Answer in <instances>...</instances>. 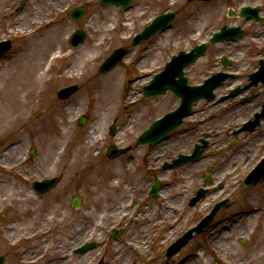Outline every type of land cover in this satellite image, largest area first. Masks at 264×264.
<instances>
[{
  "label": "rangeland",
  "instance_id": "obj_1",
  "mask_svg": "<svg viewBox=\"0 0 264 264\" xmlns=\"http://www.w3.org/2000/svg\"><path fill=\"white\" fill-rule=\"evenodd\" d=\"M21 1L0 0V40L13 41L12 48L0 56V92L7 87L11 93L18 80L30 79L28 89L13 103L9 100L0 115V253L6 255L5 264H96L100 259L120 264L128 253L127 264H214L216 260L264 264V176L249 186L242 183L264 154V120L255 131L235 135L264 101V83L245 91L243 95L249 96L243 102L241 96L219 100L232 84L247 82L264 58V0H133L129 7L103 6L98 0H26L19 8ZM83 4L89 6L85 15L70 19L69 9ZM243 5L259 6L263 20L229 13L230 8L239 10ZM168 10L177 13L170 28L133 46L110 72L97 73L114 48L130 45L153 17ZM211 13L216 17L204 25ZM223 25H240L245 34L210 43L206 54L186 70L193 84L214 71H232L234 77L217 88L216 98L199 100L193 115L156 144L153 152L138 145L123 157L108 159L110 142L135 143L152 119L179 103L172 92L142 98L143 85L173 54L209 42ZM50 28L55 29V37L47 44L39 71L30 78L29 36ZM78 28L87 29L88 36L75 48L69 37ZM222 57L230 59L227 67ZM72 83H79L81 89L70 100L59 99L57 91ZM84 113L89 117L80 126L78 119ZM116 116L118 129L113 136L110 125ZM200 137L209 144L199 160L163 168L164 161L191 151ZM32 148L35 156L30 155ZM10 149L13 153L6 160L3 155ZM210 165L214 184L191 206L190 197L206 185ZM54 176L61 180L51 191L38 194L32 187L34 180ZM156 176L163 186L157 196H150ZM74 194L83 198L80 209L71 203ZM222 197H229L230 203L212 225L166 256V247ZM147 210L150 217L141 219ZM157 217L159 221L154 220ZM28 218L34 219V225L25 229ZM84 226L88 228L81 242L70 248L75 230ZM115 228L122 233L111 239ZM22 229L16 244L6 237V231L16 237ZM35 229L41 232L38 236H27ZM223 230L228 233L227 249L218 244ZM141 236L147 243L143 241L141 247L131 243ZM86 242H95L96 247L77 253L76 248ZM59 246L69 254L68 260L58 258ZM32 252L36 262L29 259ZM200 253L205 254L200 257Z\"/></svg>",
  "mask_w": 264,
  "mask_h": 264
},
{
  "label": "water",
  "instance_id": "obj_2",
  "mask_svg": "<svg viewBox=\"0 0 264 264\" xmlns=\"http://www.w3.org/2000/svg\"><path fill=\"white\" fill-rule=\"evenodd\" d=\"M132 0H101L100 2L103 4H118L122 6H128ZM86 11V6L76 7L69 12V16L71 18H80L84 12ZM258 8H252L251 6H244L241 9L240 15L249 16L250 13L253 14L256 18H260L257 14ZM175 13L170 11L165 14L158 15L156 18L152 20L151 23L146 25L144 30L137 34L133 43L136 44L144 39H147L152 34L156 33L159 30H164L169 26V22L174 18ZM243 33L241 27H224L220 32H216L212 37V41L224 40V39H234L240 36ZM86 36V32L84 30H77L71 37V43L73 46H77L80 42L84 41ZM11 46V42L0 41V54L4 51L8 50ZM207 44L202 43L196 47H193L190 51H180L178 55H174L172 60L168 61L165 68L155 75V77L151 80V82L144 86V95H154L165 92L168 88L175 91V93L181 96V104L174 111L168 112L162 118L156 120L149 129L143 132L139 136L140 142H157L165 137L173 128L178 126L185 115L191 113L193 103L201 97H206L211 99L215 96L213 90L219 84L223 83V81L231 76V73L228 72H216L211 75L209 78L205 80L203 84L200 85H189L188 79L185 76L184 68L193 62L198 56L202 55L206 50ZM129 51L128 46H122L115 49L112 54L103 62L101 65L99 72L103 73L111 68H113L119 60H121ZM229 61L225 59V63ZM253 81L249 84L257 83L260 79L264 81V59L261 60V67L258 71L251 74ZM247 85V86H249ZM78 89L77 85H72L63 88L59 95L61 97H68L70 94L75 92ZM240 91L239 88L231 91L230 95H235ZM229 95V96H230ZM264 113H257L256 119L249 121L244 129H254L261 120V117ZM85 121V117L81 119V123ZM242 130V129H240ZM239 130V131H240ZM204 145H198L195 149L193 155H181L180 158H177L173 163L169 165H178L183 162H187L190 159H195L202 149L205 147ZM126 149H110L109 155L116 156L121 152H124ZM33 154V153H32ZM264 173V159L259 162L256 167L249 173V175L245 179V183H251L257 180ZM58 182V178H53L50 180H42L34 182V187L39 191H47L54 187ZM159 186V181L157 179L156 184L153 186V194H156ZM205 194V190L202 189L199 194L192 199V202H196L201 196ZM81 198L79 196H75L73 198V204L76 207H80ZM227 200H223L218 202L212 212L207 215L196 227L192 228L188 232H186L182 237H180L175 243H173L167 250V254H171L175 252L189 237L192 236L194 231H201L204 227L210 224L213 216L220 208L222 204H226ZM94 244H88L79 248V251H86L87 249L93 247ZM3 258L0 256V264H2ZM103 264V263H99Z\"/></svg>",
  "mask_w": 264,
  "mask_h": 264
},
{
  "label": "bare ground",
  "instance_id": "obj_3",
  "mask_svg": "<svg viewBox=\"0 0 264 264\" xmlns=\"http://www.w3.org/2000/svg\"><path fill=\"white\" fill-rule=\"evenodd\" d=\"M49 3H52V1L51 0H47ZM41 11V10H40ZM38 12V15H41L42 16V12ZM216 16H215V13H211L210 14V16H209V19H207L205 22V24L204 25H206V24H208V20L210 21L211 19H214ZM18 24V27H21V24L18 22L17 23ZM55 29L54 28H50V29H46V30H43V31H41V32H34V33H32L29 37H30V39L28 40V52L27 53H29L30 55H32L33 56V58H32V60L33 61H31L30 63V65H31V68H30V70H31V74L32 75H30V78H32V76H33V74L34 73H37L38 71H39V68L41 67V58H44V57H46V54H47V52H48V46H47V44H48V42L49 41H51V39H53L54 37H55ZM52 42V41H51ZM50 42V43H51ZM22 55H26L25 53H23ZM32 81H34V80H32ZM30 83V79H29V81L28 82H26V79H23V81H21V80H18L17 81V83H15L13 86H12V90H11V93H10V90H9V88H5V87H3V89H2V91L0 92V94H2V95H0V115L1 114H3L4 113V111H5V108H8V105H7V103H9V100H12V103H13V99H14V97L17 95L18 97V99H19V96L21 95V93L23 92V91H25V89H28L27 87L30 85L29 84ZM233 85V84H232ZM17 99V100H18ZM5 114V113H4ZM13 152H12V150L10 149V150H6V152L4 153V157H5V159L6 160H8L9 158H10V155L12 154ZM111 184H112V182H111ZM148 210H147V213H144L143 214V216L141 217V219H145L146 217H150V215L148 214ZM129 213V212H128ZM131 213V212H130ZM138 216V215H137ZM136 216V219H139L140 217L138 216L137 217ZM28 223L25 225L26 227H24L25 229H27V228H29V227H32L33 225H34V223H33V221H34V219H32V218H28ZM47 219H45V221H46ZM155 221H159V218L157 217L156 219H154ZM88 227L87 226H84V227H82V229L81 230H79V229H77V230H75V232H74V234L72 235V240H73V243H71V245H70V248H73V247H75L77 244H79L80 242H81V236H82V234L83 233H85L86 232V229H87ZM12 232L14 231V229H12L11 230ZM22 234H20V236H16V237H14V236H12V234H11V232L8 230V231H6V237L7 238H9L10 239V241L13 243V244H16L17 242H18V240H20L19 238L21 237V236H23V234H24V231L25 230H23L22 229ZM41 232H39L37 229H35L34 231H32V233L29 235V233H28V235L27 236H30V237H36V236H38L39 234H40ZM228 233L226 232V231H222L221 232V235L223 236V238L222 239H219V242H218V244H219V246L220 247H222V248H226L227 249V247L229 248L230 246H229V241H226V235H227ZM146 242V240H145V238L143 237V236H141V237H138L134 242H131L132 244H135L137 247H141L142 246V242ZM47 243H48V239H46L45 241H44V245H43V248H42V253L44 252V250H45V247H47ZM147 243V242H146ZM59 244H61V243H59ZM57 251H59V252H61L62 251V246H59L58 248H57ZM25 253H26V251H25ZM24 253V254H25ZM31 255L29 256L30 258V261L31 262H36L37 261V256L34 254V252H32V253H30ZM203 254V255H202ZM200 253L199 255H200V257H203L204 256V254L205 253ZM26 255V254H25ZM130 253H128L126 256H128L129 258H130V260H131V257H130ZM69 254H65V251L64 252H61V254L59 255V259H64V260H68L69 259ZM129 258H127V257H125L124 258V260L120 263V264H127L129 261ZM248 263L249 264V262L248 261H244V263ZM55 264H67V262H63V261H58V262H56ZM79 264H81V263H79ZM182 264H194V263H188V262H184V263H182Z\"/></svg>",
  "mask_w": 264,
  "mask_h": 264
},
{
  "label": "flooded vegetation",
  "instance_id": "obj_4",
  "mask_svg": "<svg viewBox=\"0 0 264 264\" xmlns=\"http://www.w3.org/2000/svg\"><path fill=\"white\" fill-rule=\"evenodd\" d=\"M145 146H147V147H150L151 148V150H153V146L152 145H145ZM136 146L135 145H133V149L135 148Z\"/></svg>",
  "mask_w": 264,
  "mask_h": 264
}]
</instances>
